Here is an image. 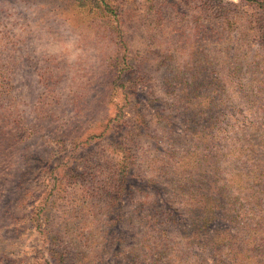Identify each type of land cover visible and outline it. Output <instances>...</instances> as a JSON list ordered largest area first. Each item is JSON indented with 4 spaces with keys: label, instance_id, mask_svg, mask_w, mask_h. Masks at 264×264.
Masks as SVG:
<instances>
[{
    "label": "rangeland",
    "instance_id": "1",
    "mask_svg": "<svg viewBox=\"0 0 264 264\" xmlns=\"http://www.w3.org/2000/svg\"><path fill=\"white\" fill-rule=\"evenodd\" d=\"M0 264H264V0H0Z\"/></svg>",
    "mask_w": 264,
    "mask_h": 264
},
{
    "label": "trees",
    "instance_id": "2",
    "mask_svg": "<svg viewBox=\"0 0 264 264\" xmlns=\"http://www.w3.org/2000/svg\"><path fill=\"white\" fill-rule=\"evenodd\" d=\"M231 256H232V254H231Z\"/></svg>",
    "mask_w": 264,
    "mask_h": 264
}]
</instances>
